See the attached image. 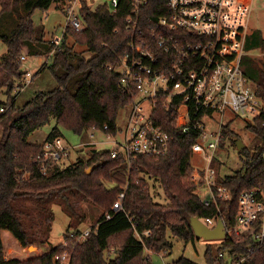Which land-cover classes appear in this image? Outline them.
Instances as JSON below:
<instances>
[{
    "label": "trees",
    "instance_id": "16d2710c",
    "mask_svg": "<svg viewBox=\"0 0 264 264\" xmlns=\"http://www.w3.org/2000/svg\"><path fill=\"white\" fill-rule=\"evenodd\" d=\"M57 1L0 0V40L7 47L0 56V89L6 86L12 93L15 82L21 85L26 73L20 67L24 48L30 55L46 57L39 71H49L56 82L50 89L36 91L22 105L17 104L16 94L7 102L0 101L3 109L0 111V264H149L144 250L166 252L172 247L167 239L168 231L185 241L195 238L189 223L191 216L233 220L237 194L243 189L264 187V111L248 124L257 144L253 151L243 147L244 168L218 180L232 193L231 199L217 202L219 214L215 203L201 202L194 192L195 184L186 179L193 169L191 144L196 137L192 132L182 133L175 126L177 98L175 105L167 109L158 105L154 111V120L170 135V147L165 155H137L128 163L122 155L112 157L110 149L93 148L87 158H78L68 166H62V158L41 156L43 143L61 137V128L80 134L95 127L115 135L119 110L133 100V95L119 82L118 72L107 67L116 65L126 50L130 33L124 27V19L129 7L121 4L113 12L106 4L91 9L85 3L84 28L80 31L67 28L61 43L55 47L51 39L45 40L43 29L33 25L31 15L34 10L48 9ZM164 1L151 0L144 14L160 12ZM262 42L254 34L244 49L258 47ZM75 45L81 49H75ZM242 66L247 77H258L254 90L264 104V61L261 67H255L246 53ZM51 118L55 119V125L43 143L29 141V134ZM224 131L226 136L231 134L227 126ZM146 177L159 182L168 199L166 203L154 199ZM122 191V209L114 211L112 205ZM72 198L92 203L101 212L84 239H77L79 229H69L64 235L66 244L52 246L47 236L48 221L53 218L52 205L60 203L67 213L75 214ZM108 212L111 217L106 219ZM3 229L9 230L23 247L48 245L49 249L26 259L6 258L1 239ZM146 230L148 234H144ZM221 249L222 246L216 255L207 250V264H224L218 257ZM63 252L69 253L68 260L55 258ZM172 264L197 263L180 257ZM243 264H264V245Z\"/></svg>",
    "mask_w": 264,
    "mask_h": 264
},
{
    "label": "built area",
    "instance_id": "2783aa9c",
    "mask_svg": "<svg viewBox=\"0 0 264 264\" xmlns=\"http://www.w3.org/2000/svg\"><path fill=\"white\" fill-rule=\"evenodd\" d=\"M255 1L165 0L163 9L155 14H144L151 0L99 3L106 4L113 12L121 4L129 7L124 19V27L130 33L126 50L116 65L107 67L118 72L119 82L133 95V100L129 103L123 138L110 149L111 156L122 155L130 163L137 155H165L170 147V135L154 120V111L158 105L166 109L175 105L177 98L175 126L182 133L195 134L192 156L197 153L201 159L200 165L192 166V181L197 188H206V194L199 195L200 200L205 205L215 203L217 214L221 212L217 202L232 198L231 190L218 181L214 165L216 150L226 139L224 130L229 120L224 119V114L228 111L257 115L264 111L263 101L250 86L242 66L248 19ZM90 2L53 3L66 18L61 34L51 37L55 47L61 43L67 28L75 31L84 28L82 11L85 3L89 7ZM261 2L264 8V0ZM24 59L22 55L21 60ZM31 78L30 71H26L19 89ZM67 154L61 137L43 143L41 156L45 159H61ZM123 197L122 191L112 205L114 211L122 209ZM236 204L233 220L221 218L224 236L219 239L222 249L218 257L224 264H243L264 245V187L241 190ZM110 217L109 212L105 214L106 219ZM200 219L213 228L219 218ZM88 234L89 229L81 231L78 237L71 232L78 240ZM135 234L141 238V234ZM55 258L65 261L69 256L66 252Z\"/></svg>",
    "mask_w": 264,
    "mask_h": 264
},
{
    "label": "rangeland",
    "instance_id": "374dc122",
    "mask_svg": "<svg viewBox=\"0 0 264 264\" xmlns=\"http://www.w3.org/2000/svg\"><path fill=\"white\" fill-rule=\"evenodd\" d=\"M103 1V0H102ZM101 0H91L89 7L91 9L96 8ZM1 8V6H0ZM32 23L35 27L43 29L45 33V40L51 39L53 34L59 35L62 32V28L65 24V15L63 11L52 4L48 9H36L31 15ZM248 28L245 44L250 43L252 36L258 34L263 42L258 47L249 48L246 53L253 60L255 67H261L264 61V8L261 0H256L251 8V12L248 19ZM1 25V24H0ZM2 27V26H0ZM75 49H81L80 46L75 45ZM7 50L6 44L0 40V56ZM22 55L25 56L24 60H21V68L24 71H30L31 75L37 74L30 83L25 85L24 88L19 89V82L14 83V90L9 92L6 86L0 89V101L7 102L10 97H14L16 94V102L18 105H22L25 101L30 99L34 93L38 90L50 89L56 86V82L49 71H39L40 67L44 66L46 57L44 55H30L27 53V48H24ZM252 62H250L251 65ZM45 69V68H43ZM26 74V73H25ZM25 76V75H24ZM249 83L251 87H255L258 77L250 78ZM23 83V77L20 81ZM17 88L19 89L17 91ZM144 105L148 106L147 103ZM149 107V106H148ZM147 107V108H148ZM131 106L128 104L124 108L120 109L117 115V127L118 131L115 135L107 137V134L101 130L92 131L87 128L84 132L78 134L73 131L61 128L64 146L68 149L69 155L62 158L60 163L62 166H68L73 164L78 158H87L90 154V149H111L115 146V142L122 140L125 124L128 120V113ZM224 119L229 120L226 125L231 130V134L226 136L225 143L220 145L216 150V156L214 165L217 168V179L220 181L226 176L233 175L237 170L244 168V161L246 155L242 152V149H238L235 140L241 139L244 146L253 151L257 144V137L248 128V124L253 123L254 114H233L227 111L224 114ZM55 125V119L51 118L49 122L43 127L31 132L28 136V140L35 143H43L48 135L50 129ZM93 133V136H91ZM201 164L199 154H194L191 158V166H197ZM90 168L87 169L89 171ZM194 171L192 169L191 174L186 178L187 181H192V175ZM148 177V176H147ZM148 186L154 196V199L161 203H166L168 199L164 195L159 182L154 178H147ZM194 192L200 196L206 194V188L198 187L195 184ZM72 205L76 209L75 214L67 213L60 203H54L52 205L53 218L48 221L50 230L48 232L49 244L55 246L59 243H65L64 235L70 229H79L80 231L89 229L96 222V216L101 212V209L89 203L83 199L72 198ZM3 231L1 234L4 247V256L6 258H19L26 259L32 256L40 255L47 252L48 245H29L34 248L26 246L23 247L17 241V239L10 234L9 239L6 237ZM42 234V233H40ZM47 239V238H46ZM167 239L171 242L172 247L166 252H152L150 250H144V255L149 256V264H172L180 257L188 258L197 264H207L206 253L207 250L211 254H217L221 243L219 239H204L194 238L193 240L185 241L182 238L173 236L169 231L167 232ZM36 247V248H35ZM66 253V252H63ZM69 256V253H67Z\"/></svg>",
    "mask_w": 264,
    "mask_h": 264
},
{
    "label": "water",
    "instance_id": "95a60500",
    "mask_svg": "<svg viewBox=\"0 0 264 264\" xmlns=\"http://www.w3.org/2000/svg\"><path fill=\"white\" fill-rule=\"evenodd\" d=\"M238 149L244 147L241 139L236 140ZM189 223L193 229L194 235L196 238L204 239H220L224 236L223 222L219 218L216 225L213 228L208 227L199 217L191 216L189 218ZM32 247V246H29Z\"/></svg>",
    "mask_w": 264,
    "mask_h": 264
},
{
    "label": "crops",
    "instance_id": "0c3cea01",
    "mask_svg": "<svg viewBox=\"0 0 264 264\" xmlns=\"http://www.w3.org/2000/svg\"><path fill=\"white\" fill-rule=\"evenodd\" d=\"M29 83H30V82H29ZM48 134H49V133H48ZM45 136H47V135H45ZM108 136H110V135H107V137H108ZM45 139H46V138H45ZM31 142H32V141H31ZM62 142H63V141H62ZM63 145H64V144H63ZM67 152H68V149H67ZM68 155H69V152H68L67 156H68ZM5 230H6V229L1 230V234H2L3 231H5ZM6 231H9V230H6ZM9 233L12 234L10 231H9ZM4 234H5L6 237L9 239V237H10L9 235H10V234H8L7 232H4ZM1 239H2V236H1ZM2 242H3V240H2Z\"/></svg>",
    "mask_w": 264,
    "mask_h": 264
},
{
    "label": "bare ground",
    "instance_id": "6f19581e",
    "mask_svg": "<svg viewBox=\"0 0 264 264\" xmlns=\"http://www.w3.org/2000/svg\"><path fill=\"white\" fill-rule=\"evenodd\" d=\"M32 248H34V246H32ZM36 248V247H35Z\"/></svg>",
    "mask_w": 264,
    "mask_h": 264
}]
</instances>
